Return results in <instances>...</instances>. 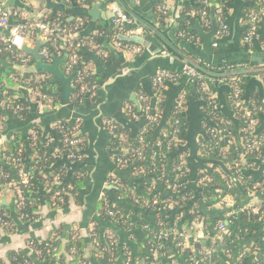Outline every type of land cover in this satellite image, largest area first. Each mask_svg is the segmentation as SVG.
Listing matches in <instances>:
<instances>
[{
  "label": "crops",
  "instance_id": "obj_1",
  "mask_svg": "<svg viewBox=\"0 0 264 264\" xmlns=\"http://www.w3.org/2000/svg\"><path fill=\"white\" fill-rule=\"evenodd\" d=\"M16 1L22 3L24 7H18L15 4ZM121 1L163 34L171 44L207 64L226 67L232 63L244 62L246 65L240 69H264V16H258L255 35L249 40H245V34H242L247 24L244 13V8L248 4L246 0H232L228 4L224 17L226 29L221 36L214 37L211 42L212 51L209 54L203 51L202 39L197 34V37H194L195 46L186 40H177L172 32L175 24L182 19L180 13L183 9L181 8L188 6L190 8L187 9L188 14L193 15L200 0ZM162 4L169 14L166 28H160L153 11L154 8L159 9ZM98 5L97 9H94V4L84 5L80 0H0V12L7 11V9L11 12L15 11L21 20H37L64 12L68 15L69 21L77 23L83 22L81 17L85 16L87 18L85 29L92 20L91 16L74 15L72 11L77 9L93 10L96 16L93 20L94 27L84 36L93 35L102 41H100L101 44L97 43L99 47L95 49L96 51H91L94 49L93 47L89 48L84 60L85 66L90 69L92 74L98 76L94 88L89 87L85 91L76 90L77 85L72 77L66 84L71 90L65 93L66 97H63L64 85L55 81V77L51 73L43 71L46 74L42 77L47 80L50 91L49 101L46 104L38 102L31 88L20 87L18 97L26 110L24 120L16 122L12 116L13 111H1L0 147L3 142L11 139L14 133L26 136L33 128H36L43 137H49L55 136L56 127L63 120L69 126L76 124L74 128L79 134H82L79 152L82 161L77 164L64 157L56 160L52 168L54 165L65 168L67 176L75 171L78 172L82 186L74 190V194L70 195L67 203H60V205L65 204V207H56L54 204L46 202L42 198L45 195L44 188H40L38 194H33L41 202L33 220L25 222L13 216L14 224L0 225V261L10 264L7 258L8 252L21 249H29L30 256L34 257V252L28 246L30 239L59 240L61 248H64L67 234L74 233L87 237L91 231L98 228L104 235L114 234L115 245L120 246V250L124 249L125 244H131L130 247L135 255L148 253V249L151 253L156 246H159V243L163 247L167 242L173 250H167V254L162 253V256L170 260L172 264H185L186 260L182 256L183 250L192 253L193 256H190L189 259H200L202 264H229V262H222L220 259H218L219 263L214 261L215 254L223 253V249H218L221 247L220 244L224 237V234L217 230V224L220 221H213L205 226L200 221L191 220V210L185 211L184 208H180V211H172L175 208L171 205L169 225L161 229L162 226L156 222L154 213L147 211L143 204L137 201V205L133 204L127 207L126 211L131 213L130 216L133 220L141 221L144 229L147 226L151 227L147 237H150L155 244H150L148 249L137 247V244L133 242L132 235L129 234L131 231L124 230L111 221L96 220L95 208L98 201L105 197L115 202L122 201V198L119 196L116 198L114 193L115 190L123 191L120 188L116 189L115 182H119L120 179L126 184L125 192L136 193L145 200L149 198L150 191L142 188V182L148 180L149 176L131 173L133 171L131 167L121 159L122 155L126 153L125 149L115 144L113 135L105 122L111 120L118 128L127 129L132 134L138 131L141 124L135 123L131 119L129 109L134 107L138 109L139 95L153 96L152 77L159 69H167L179 75V79L167 81L164 84L161 118L157 126L154 127V133L148 137L147 155L150 153L155 155L159 153L158 151H163L171 158L173 157L167 149H164L166 148L164 145H157L159 141L155 142L154 138L160 134L162 129L169 128L173 113L178 109L181 113L180 126L181 133H183V140L179 144L178 151L182 153L183 161L175 171L176 177L188 173L185 174V179L188 180V188L193 192L189 205L196 202V209L204 217L211 220L215 216L222 215L221 222L228 224L231 219H240L239 216L243 210L249 209L253 213H257L264 203L262 187H251L248 193L246 192V186L252 181L246 178L254 177V173H259L255 177L264 176V150H257L262 152L260 157L247 147L248 138L242 135L245 126L244 118L229 101L231 84L228 82V78L220 80L207 78L205 82L208 91L207 93L202 91L200 84L197 86V81H190L186 77H182L184 62L172 55L173 49L168 47L156 33L147 31L142 26H140L142 29L137 36L143 37L147 45H140L138 53L125 50L120 44L126 41L119 38L120 34L112 37L107 33L110 30H117L111 23L112 17L108 14L109 9L101 3ZM214 17L217 21L216 15ZM196 18L205 32L210 31L212 20L211 26H208L201 14L199 18L197 16ZM234 19H236L238 33L237 37L232 40L229 39V36H231L232 30L231 22ZM3 29L6 31V28ZM0 34L7 37L6 32L0 31ZM43 43L38 33L35 32L27 37L23 46L32 51L38 49L41 55ZM130 45L134 47L136 44L130 43ZM110 51H112V55L116 56V60L109 58ZM23 55L26 60L30 59L28 57L33 59L32 63L24 65L33 67L35 65L33 55L29 52H24ZM54 58L58 59L57 69L65 77L73 75L65 71L66 53L62 57L56 56L49 60L43 58V60L51 64L54 63ZM36 77H41V75ZM237 79L240 82L241 98L244 105L248 107L253 102L255 105L256 102L261 104L255 110L257 112L255 133H261L264 131V110H262L264 107V71L240 75L237 76ZM64 101L66 103H63ZM169 103L172 104L171 113L164 119L165 109ZM159 126L161 127L158 131L156 128ZM211 129L214 130V133L211 132ZM208 135L212 137L215 144L218 140H222V144H218L219 150L215 151L213 148L215 145L207 143ZM64 161H68L75 169L70 168L72 166L64 165ZM3 163V160L0 159V165ZM10 170L13 171V168L10 167ZM202 171L214 172L218 176L215 178L217 183L224 181L216 201L207 202L201 199L202 185L209 180L205 176L196 180L197 175ZM149 179L154 182L152 187L160 184L156 175L150 176ZM162 190L164 192L159 194L161 199L163 195H174L170 191ZM221 190L226 193L223 194ZM18 199H23L19 188H9L5 186V183H0V206L12 207ZM95 220L98 222V227H96ZM262 222L257 223L262 224ZM135 233L141 237L144 231H135ZM231 233L226 228L225 236L229 237ZM98 242L99 240L94 234L92 242L85 249L86 264H98L93 258L94 256L91 255L93 248L96 249L95 253L98 255ZM196 244H200V247L196 248ZM64 257L69 260L72 256L64 254ZM116 260L118 264H126L127 257L123 254Z\"/></svg>",
  "mask_w": 264,
  "mask_h": 264
},
{
  "label": "trees",
  "instance_id": "obj_2",
  "mask_svg": "<svg viewBox=\"0 0 264 264\" xmlns=\"http://www.w3.org/2000/svg\"><path fill=\"white\" fill-rule=\"evenodd\" d=\"M232 0H224L221 6V14L220 17L223 19L225 17V13L228 9V4ZM248 4L244 8L245 19L247 20L249 15L253 12L255 15L264 16V0H246ZM219 0H200L198 6H196V12L194 15L188 14L189 12L187 9H190L188 6L182 7L183 9L180 13L182 16L181 21L177 22L172 29L177 40H186L189 43H192L196 46L197 37L195 31H193L194 22L197 20L196 16L200 17V12H206V20L208 21V25L211 26V18L210 13L213 9L214 14L218 18V4ZM91 6V5H88ZM155 18L157 20V24L160 28H166L167 19H168V11L166 7L163 9L154 8ZM15 11H12L13 14ZM83 19L82 25L79 28L78 38L83 39H93L96 43L101 44V40L97 39V37L90 35L88 37L84 36L82 33L87 26V18L85 16L81 17ZM11 19L14 22L19 21V16L11 15ZM40 20L43 21H56L60 25L63 26H74V21L68 20V15L64 12L56 13L51 16L42 17ZM248 25L246 24L245 30L243 34H246ZM147 30V29H146ZM148 31V30H147ZM108 35L118 36V30H110L107 32ZM195 37V38H194ZM117 38V37H116ZM101 41V42H100ZM62 42L58 40V45ZM130 43V42H129ZM133 44V43H131ZM46 47L49 51L51 57H62L65 54L63 49H60V54L57 55L56 51L49 46L48 44H44L43 47ZM88 46H84L81 50H78V63L74 66V71L79 68L83 67L85 64V57L87 52L89 51ZM91 51H96L95 49ZM112 51L109 53V58L112 60H116V56L111 54ZM24 54V52L22 53ZM189 57L192 58L195 62L199 65L214 70V71H226L228 69H237L244 67L246 64L243 62H237L227 65L226 67L221 66H214L207 64L206 62L200 60L196 56L185 53ZM0 57L6 59L8 62L16 64V65H24L30 64L33 62L31 57L29 60L23 61L20 57V53L17 49L13 46L8 45L7 43L0 42ZM47 60V59H46ZM72 71V72H74ZM43 71L38 73L29 74L16 71L12 68H5L2 73L0 74V116L1 111H8L5 107L8 101H10V107L14 105H20L23 109L17 112H13L12 116L16 122H22L26 116V110L24 105L19 99L20 95V87L22 88H32L37 90L38 92L45 94L47 96L50 95V91L48 89V82L44 80L43 82L37 81L32 82L33 79L37 75H45ZM73 74V73H72ZM75 80V78H74ZM98 80V76L95 74L87 75L84 77V82L87 83V87L92 85H96ZM28 81L30 84L28 85ZM197 86L200 84L197 81ZM76 83V81H75ZM78 86V84H76ZM76 86V87H77ZM78 90V87L77 89ZM203 95V94H202ZM150 102H152L151 96L145 95ZM261 104L254 102L249 104L247 109L255 112ZM9 107V109H10ZM7 110H6V109ZM133 112H139V107L136 109L135 107L132 109ZM236 110V109H235ZM160 118L162 113V105L160 107ZM76 124L69 126L68 123L63 120L58 124L55 131V136L43 137L42 134L38 131V129L33 128L32 131L28 135H23L20 133H14L11 139L3 142L0 147V159L3 160V164L0 165V183H8L10 181H15L17 177V170L20 167H24L28 172V183L27 185H19V189L21 190L22 195V203L19 204L18 201L15 205L0 206V225H11L14 224V220L12 217H17L25 222L29 220H33L36 217V212L38 209V205L41 203L40 199L35 198L33 194H38L40 188L45 189V195L42 197L45 199L46 202L50 204H54V206H62L65 207V204L60 205L58 197L54 196L56 191H62L59 195L64 199V203H67L68 198L70 195L74 194V190L77 187H81V178L78 175V172H74L73 174L67 176L65 168L58 167L57 165L53 164L56 163V160L62 159L64 157L70 159V161L75 163H80L82 160L80 159V145L71 146L68 142L64 141V137L62 135H66L68 138L71 137L72 134L76 133L79 138H81L82 134L74 128ZM171 129H162L158 136H155V142L161 141L165 143L168 141L169 137H163L160 139V135L162 132L168 133ZM154 133V127L152 128L149 126L147 131L142 132L141 129L136 131L135 133H131L129 130H122L117 128L112 131L113 141H115L116 145L122 146L126 153L122 155L121 159L126 161V164L131 167L133 172L138 174H144L146 176H153L156 175L159 180L158 186H153V180L149 179L143 181V189L149 190V198L145 200L139 197L136 193L125 192V183L123 180H119L115 182L116 189H121L123 191L115 190L114 193L120 198L122 201H113L109 200V198H103L96 203V220H104V221H111L117 224L120 228L124 230L131 231L129 234L132 235L133 242L137 244L138 248H145L150 244H155L150 237H147L148 230L151 227L147 226V230L142 227V222H136L131 218L126 208L132 206L133 204L137 205V201L147 208L146 210L149 212L154 213L156 218V222L159 223L161 229L166 228L165 226L169 225L170 222V215L171 212L180 211V208H184L183 210L188 211L191 210V220L200 221L203 225L208 226L209 224L222 221L223 216H215V218H211V220L207 217H204L201 212L196 209L195 203L193 202L189 205L191 197L193 196L192 190L188 188L189 183L188 180L185 179V174L176 177L175 169L181 165L183 161L182 153H179L178 147L179 144L183 140V133L177 136V142H171L168 146H165L167 151L173 155L171 158L167 153L163 151H158L159 153L153 155H147V143L148 137H150ZM62 134V135H61ZM259 135H264V131L258 133ZM243 137L247 138L248 134L242 130ZM50 139V140H49ZM249 138L248 140H250ZM218 144H222V140L217 141ZM145 143V144H144ZM208 144L215 145L213 146L214 150H219V145L215 144L212 137L208 135ZM144 144V145H143ZM143 149V150H142ZM134 150H142L141 155L138 156ZM54 151V152H52ZM69 152H73L76 157L69 158L67 154ZM252 153L261 157L262 152L257 150L252 151ZM10 156L12 159L7 160L6 157ZM16 159L17 161H15ZM20 164V166H17ZM10 167L13 168V171L10 170ZM208 177V181L205 182L200 191L201 199L205 201H216L217 194H219V190L223 187L224 181L217 183L215 178H218L214 172L210 171H202L200 172L196 180L198 181L201 177ZM14 178L13 180H11ZM226 179V178H225ZM246 179H251L252 181L249 182V185L246 186V192L251 189V187H262L261 189L264 190V176L260 175L258 177H248ZM230 182V180H229ZM226 189V186H224ZM170 191L174 195H163L162 199L159 194L163 193L164 191ZM28 191V192H26ZM68 191V192H67ZM223 194L226 192L221 190ZM69 193V195H68ZM120 194V195H119ZM19 200V199H18ZM172 205L175 209H170ZM191 208V209H190ZM3 209V210H2ZM131 211V209H129ZM129 214V216H128ZM125 216L126 218L122 217ZM240 219H231L228 224H224L225 228L232 232L231 235L225 236L222 239V243L220 244L221 247L218 249H223V253L220 255L215 254L214 261H218L220 259L222 262H229V264H264V203L261 205L259 211L257 213H253L249 209L243 210L241 215L239 216ZM95 220V221H96ZM262 222L257 223V222ZM254 223V224H253ZM96 227H98V222L96 221ZM168 227V226H167ZM144 231V234L139 237L135 233V231ZM211 233V232H210ZM99 240L98 242V255L95 253V248L91 250V255L98 264H118L116 258H119L120 255L125 254L127 257L126 264H172L170 260L165 259L162 256V253L165 255L167 254V250H173L172 246L169 243H165L162 247L159 243L157 247V254L154 255L153 251H149L148 253H140V255H135L132 252V248L130 247L131 244H125L120 250V246L117 247L115 245L114 234L104 233L100 231V229L96 228L95 231H91L87 237L86 236H79L74 233H69L66 235L65 238V245L64 248H61L59 240H53L48 238L46 240L39 241L37 239H30L28 242V246L31 251L34 252V257H31L29 254V249H21L17 251H9L7 254V258L10 264H86V257H85V249L87 248L88 244L92 242L93 236ZM102 235V237H101ZM111 239L114 240L113 245H110ZM168 240V239H167ZM166 240V241H167ZM150 242V243H149ZM93 244V243H92ZM61 250H63L61 252ZM96 251V252H97ZM123 253H122V252ZM118 252V253H117ZM64 254L71 255L69 260H66ZM137 256V257H136ZM157 256V257H156ZM182 256L185 258V264H192V261L189 259L190 256H193L192 253H188L185 250L182 251ZM198 264H202L203 262L200 259H196ZM0 264H4L0 261Z\"/></svg>",
  "mask_w": 264,
  "mask_h": 264
},
{
  "label": "built area",
  "instance_id": "obj_3",
  "mask_svg": "<svg viewBox=\"0 0 264 264\" xmlns=\"http://www.w3.org/2000/svg\"><path fill=\"white\" fill-rule=\"evenodd\" d=\"M84 5H92L95 3L103 4L104 7L108 8L109 11L113 13V17L111 19V23L117 28L120 35L130 37V36H136L139 35L141 32L140 26H135L134 22L119 8L118 5H116L112 0H80ZM224 0H219L216 7H218V18L217 22L219 23V28L217 30L216 35L221 36L222 33L226 29V25L224 23V18L222 19L220 17L221 14V4ZM165 6L162 4L159 9H163ZM197 13L196 11L193 12V15ZM201 16H203L205 20V24L208 25V21L206 20V12L201 11ZM11 15L18 16L16 12L9 13L6 10H2L0 12V26L3 28H6L9 23V18ZM257 15H255L253 12L249 15L247 19V32L245 34L244 39L249 40L252 38L256 33V22H257ZM82 22L74 23V26H63L60 25L56 21H43L40 19L37 20H19L16 21L10 28L9 37H4L2 34H0V42L7 43L10 46H13L17 49V51L20 53V57L23 61H26L24 55L22 54V47L27 39V37L35 32L38 33L40 39L44 42V44H48L51 46L55 51L56 54H60V49H63L67 55V61L65 65V71L67 73H73V77L75 78L76 84H78L79 91H85L89 87H87V83L84 82V77L87 75H91L92 72L90 69H88L85 64L83 67H79L74 71V66L78 63V50H81L84 46L93 47L94 49L98 48V44L93 39H81L78 38V32L79 28L81 27ZM209 26V25H208ZM58 40H60L62 43L58 45ZM123 46L125 50L133 51L135 53L140 52V45H135L134 47H131L129 42H125L120 44ZM41 55L44 59L49 60L51 55L47 48L44 46L42 47ZM74 71V72H72ZM182 77H186L187 80L190 81H199L200 87L202 91L206 92L208 91L207 85H206V79L207 77L202 75L201 73L197 72L193 67L184 64L183 71H182ZM179 75L172 73L171 71L167 69H159L157 70L153 77V96L152 102L149 101V99L145 95H139V112H133L132 109H129V115L131 119L135 123L141 124V131H147L149 129V126L156 127L159 121L160 117V107L162 105L163 97H162V90L164 87L165 82L167 81H173L178 80ZM44 77H35L32 82L37 81H44ZM228 82L231 84V94L229 95V101L239 113L244 118L245 126H244V132L248 134L247 138H251L248 140L247 147L251 150H264V135H259L255 133L256 126H257V119H256V113L247 109V107L244 105L243 100L241 98V90H240V82L237 79V77H231L228 78ZM28 85L30 82L28 81ZM95 85L90 86V88H94ZM30 89V88H29ZM31 91L35 98L38 100L40 104H46L49 101V97L45 94H42L38 92L35 89L31 88ZM10 101L7 102L5 107L8 110H11L13 112H17L22 110L23 108L20 105H14L10 107L9 105ZM10 107V109H9ZM264 110V107L262 108ZM180 111L176 109L173 113V116L170 120V126L171 129L168 133L162 132L160 135V139L163 137H169L168 141L165 143H162L159 141L157 145L159 146H168L171 142H177V136L181 133V126H180ZM106 125L109 127V130L112 131L117 129V125L113 124L111 120H106ZM211 132L214 133V130L211 129ZM62 135V134H61ZM64 137V141L68 142L71 146H77L80 145L82 142V139L77 136L76 133L72 134L70 138H68L65 134L62 135ZM218 144V142L216 143ZM138 156L141 155V150H134ZM67 157L74 158L76 155L73 152H69L67 154ZM7 160H11L12 158L10 156L6 157ZM17 161L16 159H14ZM17 166H20V164H17ZM28 183V172L24 167H20L17 170V177L15 181H10L8 183H5L6 187H16L19 188V185H27ZM62 191H56L54 193V196L58 197L59 202L64 203V199L60 197ZM22 199L17 200L19 204L22 203ZM123 218H126L122 215ZM217 230L223 234H226V228L223 222H218L217 224ZM114 240L111 239L110 245H113ZM156 246L153 249V254L156 255L158 250ZM194 264H198V261L195 260ZM214 264V263H212Z\"/></svg>",
  "mask_w": 264,
  "mask_h": 264
},
{
  "label": "water",
  "instance_id": "obj_4",
  "mask_svg": "<svg viewBox=\"0 0 264 264\" xmlns=\"http://www.w3.org/2000/svg\"><path fill=\"white\" fill-rule=\"evenodd\" d=\"M112 1L116 5H118L119 8L134 22L135 26H142L145 29H147L148 31H150L152 33H156L158 36H160L165 41V43L168 45V47H171V49H173V52H172L173 56H175L179 60L183 61L184 64H187V65L193 67L197 72L201 73L202 75L206 76L207 78L220 80V79H224V78L237 77V76L244 75L247 73H258L261 70L264 71V69H240V68L233 69V70H226V71H214V70L205 68V67L199 65L194 60H192L191 57L186 55L183 51L178 49L176 46L171 44V42L168 41L167 38H165V36L163 34L159 33L147 21H145L144 19L139 17L137 14H135L121 0H112ZM189 3H191V2H189ZM15 4L20 8L24 7V5L18 1H16ZM98 6H99L98 3H95L93 8L97 9ZM7 11L9 13H11L10 10L7 9ZM72 12L74 13V15L83 14V15H90L91 16V18H92L91 22L89 23L88 27L82 33L83 35H87L92 30V28L94 27L93 20L96 18L95 13L93 12V10L89 11L86 9H77L76 11H72ZM108 14L110 15V17H113V13L111 11H108ZM243 16H244V14H243ZM210 17L212 20V26H211L210 31L205 32L198 21H196L195 26H193V28H192L193 31H195L196 34L202 39V49L206 54L211 53V51H212L211 50V42L214 39V37L216 36L217 30L219 28V24L213 15V9L211 10ZM14 23L15 22L10 17L8 26L6 27V31L1 26H0V31L6 32L7 37H9L10 28ZM231 29H232L231 30V36H229L230 37L229 39L233 40L235 37H237V33H238L236 19H234L231 22ZM119 38L123 41L135 43L137 45H147V42L141 36L136 35V36L126 37V36L120 35ZM22 51L29 52L33 55V57L35 59V65L33 67L29 66V65H16V64L10 63L6 59H3L0 57V74L2 73V71L5 68H12L16 71L21 72V74H24V73L34 74V73L39 72V71L51 73L55 77V81H59L64 85L63 97H66L65 93H67L68 91L71 90L70 87H67L66 84L73 77V75H71L70 77H65L64 74L61 71H59V69H57L58 59L54 58V63L48 64V63L44 62L43 57H42V55L39 54L38 49H35L32 51L30 49H27L25 46H23ZM63 103H66V102L64 101ZM171 108H172V104L169 103L165 109L164 119H166L168 117V115L171 113ZM160 127L161 126L157 127L156 129L159 131ZM158 135H156V136H158ZM203 161H205V160H203ZM203 161H201V162H203ZM63 164L68 165V167L72 166L71 164H69L68 161H64ZM70 168L75 169V167H73V166ZM254 174H255V176H257L259 173H254ZM195 247L196 248L200 247V244H196Z\"/></svg>",
  "mask_w": 264,
  "mask_h": 264
},
{
  "label": "rangeland",
  "instance_id": "obj_5",
  "mask_svg": "<svg viewBox=\"0 0 264 264\" xmlns=\"http://www.w3.org/2000/svg\"><path fill=\"white\" fill-rule=\"evenodd\" d=\"M190 260L192 261V264H194V261H195L196 259L192 258V259H190Z\"/></svg>",
  "mask_w": 264,
  "mask_h": 264
},
{
  "label": "flooded vegetation",
  "instance_id": "obj_6",
  "mask_svg": "<svg viewBox=\"0 0 264 264\" xmlns=\"http://www.w3.org/2000/svg\"><path fill=\"white\" fill-rule=\"evenodd\" d=\"M158 123H159V122H158ZM169 128H170V125H169ZM169 128H168V129H169Z\"/></svg>",
  "mask_w": 264,
  "mask_h": 264
}]
</instances>
